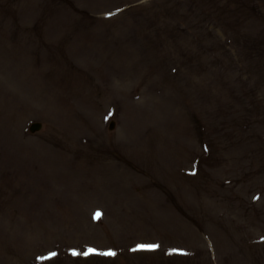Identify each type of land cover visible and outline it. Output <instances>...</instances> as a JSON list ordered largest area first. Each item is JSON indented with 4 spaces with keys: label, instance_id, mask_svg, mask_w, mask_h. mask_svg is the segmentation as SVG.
Listing matches in <instances>:
<instances>
[{
    "label": "rangeland",
    "instance_id": "rangeland-1",
    "mask_svg": "<svg viewBox=\"0 0 264 264\" xmlns=\"http://www.w3.org/2000/svg\"><path fill=\"white\" fill-rule=\"evenodd\" d=\"M0 264H264V0H0Z\"/></svg>",
    "mask_w": 264,
    "mask_h": 264
},
{
    "label": "water",
    "instance_id": "water-1",
    "mask_svg": "<svg viewBox=\"0 0 264 264\" xmlns=\"http://www.w3.org/2000/svg\"><path fill=\"white\" fill-rule=\"evenodd\" d=\"M40 128H41V124H39V123H34V124H32V125L30 126V131H31V132H35V131L39 130Z\"/></svg>",
    "mask_w": 264,
    "mask_h": 264
},
{
    "label": "snow or ice",
    "instance_id": "snow-or-ice-1",
    "mask_svg": "<svg viewBox=\"0 0 264 264\" xmlns=\"http://www.w3.org/2000/svg\"><path fill=\"white\" fill-rule=\"evenodd\" d=\"M97 215H99V214H97ZM106 255H113V253H106Z\"/></svg>",
    "mask_w": 264,
    "mask_h": 264
}]
</instances>
